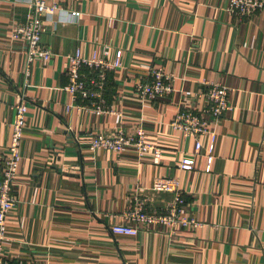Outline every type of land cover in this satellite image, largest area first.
<instances>
[{
  "label": "crops",
  "instance_id": "crops-1",
  "mask_svg": "<svg viewBox=\"0 0 264 264\" xmlns=\"http://www.w3.org/2000/svg\"><path fill=\"white\" fill-rule=\"evenodd\" d=\"M46 1L60 8L45 17L42 42L53 56L29 66L11 29L28 18L31 0H0V180L14 107L22 95L28 102L6 263L264 264V8L240 21L229 0ZM73 11L81 13L75 21ZM77 49L121 60L105 95L114 113H65L68 57ZM158 68L174 76L173 92L139 98L137 86ZM205 82L229 88L233 110L219 122L214 150L201 136L195 170H181L196 140L172 122L181 106H207ZM138 126L161 150L159 164L134 147L88 149L96 135H132ZM158 177L180 179L185 214L202 225L113 234L135 197L153 211L174 198L152 190Z\"/></svg>",
  "mask_w": 264,
  "mask_h": 264
},
{
  "label": "built area",
  "instance_id": "built-area-1",
  "mask_svg": "<svg viewBox=\"0 0 264 264\" xmlns=\"http://www.w3.org/2000/svg\"><path fill=\"white\" fill-rule=\"evenodd\" d=\"M264 8V0H229L228 13L243 21L257 15ZM31 13L25 21L15 22L11 29L14 41L22 42L26 46L27 62L30 66L36 60L49 61L53 54L46 47L42 38L46 32L45 17L58 11L57 4L50 5L46 0H31ZM80 12H70L73 21L80 17ZM67 84L65 91L71 95V104L65 106V113L72 109L91 114L114 113L107 105L105 95L109 83V75L122 68L121 60L109 62L97 54L87 58L81 49L69 55ZM29 76V72H26ZM174 76L166 74L162 68L150 72V80L137 86L136 95L141 99L165 97L173 92ZM207 89L202 94L208 104L201 110L181 106L172 122V126L184 133L186 137L196 140L194 152L180 162V169L193 171L197 158L201 155V136H211V150H214L217 139L219 122L233 110L230 101V89L220 83L205 82ZM15 120L13 133L4 159L3 173L0 180V264H8L4 259V252L8 237L9 214L16 205L15 184L22 160L21 145L27 125L28 102L26 96H21L14 107ZM69 131L73 132L72 129ZM77 142H79L77 140ZM88 149L96 152L99 149L122 153L127 147H134L140 156L153 152L154 164L161 161V150L150 144L146 139L143 126H138L136 133L129 135L124 132L115 135H96L88 142ZM214 157L208 158L211 165ZM152 190L171 193L174 198L169 201L162 211L150 209L148 198L135 197L132 206L123 214L122 223L115 224L111 231L115 235L136 237L142 230L151 228H165L169 234H175L179 229L199 228L202 223L185 214L187 201L181 190L178 177H158ZM12 264V263H11ZM14 264V263H13Z\"/></svg>",
  "mask_w": 264,
  "mask_h": 264
},
{
  "label": "water",
  "instance_id": "water-1",
  "mask_svg": "<svg viewBox=\"0 0 264 264\" xmlns=\"http://www.w3.org/2000/svg\"><path fill=\"white\" fill-rule=\"evenodd\" d=\"M48 141V140H47ZM48 143H49V141H48Z\"/></svg>",
  "mask_w": 264,
  "mask_h": 264
}]
</instances>
